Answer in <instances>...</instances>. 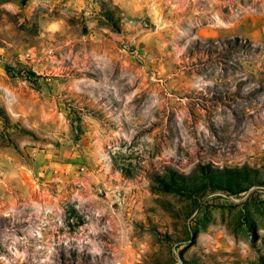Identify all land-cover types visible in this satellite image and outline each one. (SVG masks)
I'll return each instance as SVG.
<instances>
[{
  "label": "rangeland",
  "instance_id": "1",
  "mask_svg": "<svg viewBox=\"0 0 264 264\" xmlns=\"http://www.w3.org/2000/svg\"><path fill=\"white\" fill-rule=\"evenodd\" d=\"M262 145L264 0H0L10 264H264Z\"/></svg>",
  "mask_w": 264,
  "mask_h": 264
},
{
  "label": "clouds",
  "instance_id": "2",
  "mask_svg": "<svg viewBox=\"0 0 264 264\" xmlns=\"http://www.w3.org/2000/svg\"><path fill=\"white\" fill-rule=\"evenodd\" d=\"M58 25H59V21L53 22L48 27L47 31H50V32L57 31ZM4 91L8 92V88H4ZM13 115L15 116L16 113H13ZM262 147H264V145H262ZM96 163L99 164L100 161H96ZM73 195L76 199L81 200V202H83V199H85V198L81 197L78 193H74ZM36 207H37V210L39 211V206H36ZM55 207H56L55 203H53L51 206H45L44 210L46 212H52ZM77 207H79V205H77ZM10 211H11V209H9V211L3 212L2 214L7 216V215H9ZM97 215H99V212H97ZM37 235H39V233H37ZM15 244H16V240H15V238H13V243L9 246L8 250H9V252L12 253V256L15 258L14 261L12 262V264H19L20 261L24 260L25 253L23 251H17L15 248ZM0 260H3V264H10L9 260L5 259L3 256H0ZM41 264H43V262H41Z\"/></svg>",
  "mask_w": 264,
  "mask_h": 264
}]
</instances>
